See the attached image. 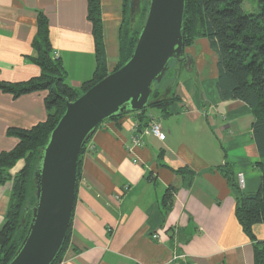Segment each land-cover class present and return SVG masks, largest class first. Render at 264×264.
I'll return each instance as SVG.
<instances>
[{"label": "crops", "instance_id": "crops-1", "mask_svg": "<svg viewBox=\"0 0 264 264\" xmlns=\"http://www.w3.org/2000/svg\"><path fill=\"white\" fill-rule=\"evenodd\" d=\"M40 13L47 18L66 82L80 90L96 69L87 0H0V82L40 76V67L30 60ZM123 13L124 0H101L109 74L120 63ZM191 56L188 68L194 77L186 78L185 91L183 66L175 81L163 88V98L177 97L170 106L109 119L91 136L60 264H255L254 244L236 217V198L223 174L228 168L238 184L242 178L245 193L260 190L262 160L253 135L254 118L246 104L220 100L216 61L210 82ZM199 84L206 86L205 93ZM45 96L35 92L15 98L0 90V153L18 143L8 134L10 128L27 130L46 120ZM142 114L161 125L162 141L143 132L148 121L141 122ZM137 134L143 142L139 147L133 143ZM23 166L20 161L11 174ZM183 167L196 173L189 186L176 173ZM11 187H0V229ZM170 187L176 192L172 209L164 215L162 201ZM254 235L263 241L264 228L256 226Z\"/></svg>", "mask_w": 264, "mask_h": 264}, {"label": "trees", "instance_id": "trees-1", "mask_svg": "<svg viewBox=\"0 0 264 264\" xmlns=\"http://www.w3.org/2000/svg\"><path fill=\"white\" fill-rule=\"evenodd\" d=\"M139 1L136 2L135 8ZM143 1L144 14L140 26L133 28L131 23L134 12L130 1L124 0L120 28V63L115 71L124 66L134 52L149 6V0ZM87 2L88 20L92 24L95 41L96 69L92 78L85 82L80 90L66 82L61 59L54 57L55 51L50 42L47 18L41 13L38 18V33L33 43L34 56L30 58L40 67V76L26 82H0V90L15 98L44 92L47 109L46 120L31 129L10 128L8 134L15 137L18 143L13 150L0 153V187L8 183L12 185L9 208L0 229V264L10 263L26 237L32 218L31 209L37 203L34 173L39 163L41 149L64 115L66 102L75 101L109 75L103 42L101 0H87ZM247 2L248 0H186L183 41L186 49L192 45L197 36L208 40L211 50L217 57L215 86L220 100L246 104L254 118L253 135L262 160L258 164L262 174L260 190L257 193H245L228 168L223 169V174L228 179L236 198V217L254 244L255 264H264V240L259 241L254 235L256 226L260 225L264 228V0H255L256 8L250 12L245 10ZM158 94L159 92L154 97L152 93L147 108L138 113L145 114L152 108L165 110L177 100L174 94L164 98ZM147 118L142 114L141 122L146 124L144 122H147ZM86 144L78 161L76 190ZM20 161H24L23 168L12 175L11 171ZM176 173L183 178L185 186L191 185L196 177V173L188 167H183ZM175 192L176 188L170 187L164 196L162 201L164 215L172 209ZM71 227L72 220L63 247L53 264H60L64 257Z\"/></svg>", "mask_w": 264, "mask_h": 264}, {"label": "water", "instance_id": "water-1", "mask_svg": "<svg viewBox=\"0 0 264 264\" xmlns=\"http://www.w3.org/2000/svg\"><path fill=\"white\" fill-rule=\"evenodd\" d=\"M132 12L138 0H129ZM186 0H149L134 52L119 70L66 102V110L41 149L34 173L37 203L9 264H53L66 240L76 196L77 167L88 138L107 120L147 108L152 86L174 64L177 75L193 60L184 53Z\"/></svg>", "mask_w": 264, "mask_h": 264}, {"label": "rangeland", "instance_id": "rangeland-1", "mask_svg": "<svg viewBox=\"0 0 264 264\" xmlns=\"http://www.w3.org/2000/svg\"><path fill=\"white\" fill-rule=\"evenodd\" d=\"M252 4L254 5V9H255L256 8L255 0H248V3L245 5V10L250 12V8ZM143 14H144V1L140 0L136 8L134 9V19L132 20L131 23V26L133 28L140 26V21L142 20ZM184 52L186 55L188 54L190 56L191 55L194 56L193 58L197 61V65L200 67V70L203 71L204 77H206V79L211 82L212 69L216 61V55L209 48L208 40L205 37L197 36L195 37L192 45L190 47H186ZM190 69L191 68L185 69L181 75L182 76L181 83L184 91L185 88L187 87V85L184 83L186 81V78L192 79L194 77L189 72ZM176 75H177L176 67L174 65H171V68L166 72L163 79L153 85L152 87L153 96L155 97L158 92H159L158 95L160 96L163 95L162 91L164 86L168 85L171 81H173V78H176ZM199 86L203 88V92L205 93L206 86L202 84H199ZM239 185L241 187V183H239Z\"/></svg>", "mask_w": 264, "mask_h": 264}, {"label": "built area", "instance_id": "built-area-1", "mask_svg": "<svg viewBox=\"0 0 264 264\" xmlns=\"http://www.w3.org/2000/svg\"><path fill=\"white\" fill-rule=\"evenodd\" d=\"M54 57L55 58H59L58 52H54ZM147 121H148L147 128L144 129L143 132L145 134L151 135L154 138L162 141L163 138H164V134H163L161 125L153 117L152 118L149 117ZM134 130L137 131L138 130V127L135 126ZM133 143H134L135 146H138V147L143 145V142L141 141V139H140V137H139L138 134L133 137ZM92 149H93V147H92ZM129 151L131 152L132 151V148L129 149ZM242 182H243L242 181V178H240V183L242 184ZM158 237H159V235H153V238L154 239H156Z\"/></svg>", "mask_w": 264, "mask_h": 264}, {"label": "flooded vegetation", "instance_id": "flooded-vegetation-1", "mask_svg": "<svg viewBox=\"0 0 264 264\" xmlns=\"http://www.w3.org/2000/svg\"><path fill=\"white\" fill-rule=\"evenodd\" d=\"M174 65V64H173ZM184 69H187L188 67L186 66V64L182 65Z\"/></svg>", "mask_w": 264, "mask_h": 264}]
</instances>
